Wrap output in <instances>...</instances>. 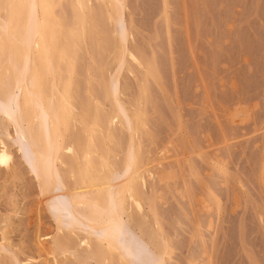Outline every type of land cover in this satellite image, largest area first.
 <instances>
[{
    "label": "rangeland",
    "instance_id": "374dc122",
    "mask_svg": "<svg viewBox=\"0 0 264 264\" xmlns=\"http://www.w3.org/2000/svg\"><path fill=\"white\" fill-rule=\"evenodd\" d=\"M121 1V26L115 22L112 29L95 1L84 0L92 29L83 41L64 35L62 50L73 72L76 103L89 121L113 109L112 97L100 93L97 78L100 67L111 69L104 53L108 26L119 34L125 26L126 45L137 50L156 80L127 60L115 88L117 105L143 119L132 145L144 164L141 191L153 200L167 244L164 264H264L261 168L257 174L264 159V0ZM50 11L63 29L77 30L80 13L68 0H51ZM66 69L59 65L58 83L66 80ZM103 77L106 81L107 73ZM88 97L97 102L93 108ZM125 127L107 125L111 153H100L110 165L122 157ZM15 134L5 141L11 145L6 164L13 165L17 178L0 176V218H7L5 226L0 223V236L18 264H52L43 234L58 211L44 208L27 170L31 160L25 143ZM61 217L63 225H70L67 216ZM121 234L131 254L126 264L149 262L134 232ZM69 263L66 258L60 264Z\"/></svg>",
    "mask_w": 264,
    "mask_h": 264
},
{
    "label": "bare ground",
    "instance_id": "6f19581e",
    "mask_svg": "<svg viewBox=\"0 0 264 264\" xmlns=\"http://www.w3.org/2000/svg\"><path fill=\"white\" fill-rule=\"evenodd\" d=\"M68 1L80 13L76 31L63 29L54 21L51 0H0V163L4 164L0 166V176L17 178L13 165L6 164L11 146L6 142L12 141L8 139L10 134L19 129L15 135L20 134L17 138L24 141L30 156L27 170L36 193L43 198V206L58 211L54 212L56 218L51 217L53 227L43 234L44 252L52 257V264H60L66 258L70 259L69 264H126L131 254L122 239L125 231L134 232L146 248L151 257L146 264H164L167 244L152 211L153 200L141 191L144 164L132 145L136 128L143 127V119L139 112L117 105L115 88L116 75L127 60L142 67L144 77L156 80L150 68L145 63L142 66L137 50L126 45L125 26L119 28L121 34L112 31L111 24L123 21L122 1L94 0L103 20L112 28L108 26L104 45L111 69L105 72L104 66L99 68L97 88L103 96L112 97L114 107L97 121H89L75 101L73 72L64 57L62 43L65 34L83 41L92 26L83 12L84 0ZM108 37L112 38L107 41ZM60 64L67 68L62 83L55 79ZM88 80L89 77L86 86ZM139 88L142 92V86ZM88 100L92 108L97 104L92 97ZM112 122L125 124L127 141L121 159L110 165L100 151L111 153L106 144L111 138L107 125ZM67 132L70 133L66 135ZM258 166L264 173V159ZM101 167H106L104 173ZM155 177L160 180L159 175ZM99 189L103 192L96 194ZM55 195L62 200L58 201ZM144 207L147 211L142 210ZM147 212L148 223L144 221ZM63 215L70 219V225L62 224ZM6 219L0 218L2 226L7 224ZM8 247L1 234L0 251L10 256L6 253L4 258L0 254V264H6V260L18 264L14 254L6 251Z\"/></svg>",
    "mask_w": 264,
    "mask_h": 264
}]
</instances>
